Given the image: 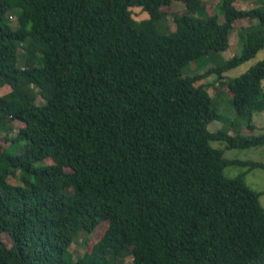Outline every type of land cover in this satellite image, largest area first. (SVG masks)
I'll return each mask as SVG.
<instances>
[{
	"label": "trees",
	"instance_id": "16d2710c",
	"mask_svg": "<svg viewBox=\"0 0 264 264\" xmlns=\"http://www.w3.org/2000/svg\"><path fill=\"white\" fill-rule=\"evenodd\" d=\"M173 1L186 10L160 32ZM233 29L242 52L190 74ZM263 47L264 5L238 0L212 13L201 0H0V264H264L261 192L223 172L264 163L210 145L264 144L251 119L264 58L222 78ZM211 73L235 110L216 131L221 114L196 84ZM240 118L247 132L230 133ZM79 233L97 235L75 257Z\"/></svg>",
	"mask_w": 264,
	"mask_h": 264
},
{
	"label": "rangeland",
	"instance_id": "374dc122",
	"mask_svg": "<svg viewBox=\"0 0 264 264\" xmlns=\"http://www.w3.org/2000/svg\"><path fill=\"white\" fill-rule=\"evenodd\" d=\"M207 12H214L215 8H217V3L219 0H201ZM163 10L166 11L167 15L164 19L159 20L156 23V27L160 32H169L175 28V25L172 20V16L174 13H181L186 10L184 4L181 1H173L168 6H163ZM131 14L133 18L136 20H141L148 17V14L145 11H142L139 6H130ZM219 12V10L217 11ZM218 20L221 22L223 20L222 14L218 13ZM12 22V26L15 25V18H10ZM244 35V31L241 29H233L229 33V46L224 51L218 53L217 58H214L212 61H209L208 64H204L201 67L196 68L195 72H191L190 74L202 72L210 65L217 64L222 62L223 60L229 59L233 55H239L242 52L244 46V40L242 36ZM264 58V48L260 49L256 55L238 66L229 69L228 71L223 73V79L226 80L229 77L237 76L243 73L246 69H248L251 65L256 63L257 61ZM199 61V60H198ZM203 83L208 85L207 93L213 98V104L218 107V110L221 114L220 120H213L208 123L209 131H216L223 126H230L227 123L228 119L234 118L235 110L231 101L230 93L228 92L226 86H220L218 81L216 80L215 73H211L206 77L198 80L196 84ZM10 88L8 85L3 86L0 89L1 93L8 91ZM41 99H37V102H40ZM252 122L255 124V129L253 133L258 134L264 131V109L261 111H254L252 113ZM247 127L245 126V120L240 118L238 121L234 122V125L230 128L229 132L234 134L238 131L247 132ZM16 129L14 130V132ZM210 145L214 148H220L223 150V157L225 159H238V160H251V161H261L264 163V144L252 146L248 148H225V142L222 140H212L210 141ZM225 176H235L239 173H244V181L248 186L253 188L256 191L261 192L259 196V200L261 205L264 207V169L259 167L249 168L248 166H243L240 164H227L223 169ZM97 233L85 235L83 233H79L76 239L73 241L72 246L70 247V251L73 256H80L84 252L83 239L87 238H95ZM126 261H130V258H126Z\"/></svg>",
	"mask_w": 264,
	"mask_h": 264
},
{
	"label": "crops",
	"instance_id": "0c3cea01",
	"mask_svg": "<svg viewBox=\"0 0 264 264\" xmlns=\"http://www.w3.org/2000/svg\"><path fill=\"white\" fill-rule=\"evenodd\" d=\"M238 1L240 2V6L244 9L253 8V7H256L258 5H264V0H238ZM252 23H254V24L257 23V20L253 19ZM262 89L264 92V81L262 84Z\"/></svg>",
	"mask_w": 264,
	"mask_h": 264
},
{
	"label": "clouds",
	"instance_id": "9594fccd",
	"mask_svg": "<svg viewBox=\"0 0 264 264\" xmlns=\"http://www.w3.org/2000/svg\"><path fill=\"white\" fill-rule=\"evenodd\" d=\"M37 99H41V101H40V102H37ZM35 102H36V104H40V103L43 102V98L41 97V95H38V96L36 97Z\"/></svg>",
	"mask_w": 264,
	"mask_h": 264
}]
</instances>
